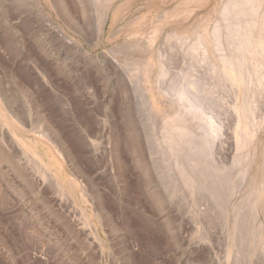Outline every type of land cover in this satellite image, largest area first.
<instances>
[{"label": "rangeland", "instance_id": "1", "mask_svg": "<svg viewBox=\"0 0 264 264\" xmlns=\"http://www.w3.org/2000/svg\"><path fill=\"white\" fill-rule=\"evenodd\" d=\"M224 2L0 0V264H264V91L238 150L193 52Z\"/></svg>", "mask_w": 264, "mask_h": 264}, {"label": "bare ground", "instance_id": "2", "mask_svg": "<svg viewBox=\"0 0 264 264\" xmlns=\"http://www.w3.org/2000/svg\"><path fill=\"white\" fill-rule=\"evenodd\" d=\"M221 7L222 9H220V14H217V16L218 15L219 16L215 21L214 27L211 30H208L206 27L203 29L202 35L201 34L199 35V40L198 39L196 40L198 43L195 44V47H193L194 48L193 52L196 53L197 55L199 53L198 56H200L201 54V59L203 61H208V64H210L209 65L210 70L213 71L217 70V72L221 74V78L219 77L220 78L219 80L224 81V83H228L231 86V89H233V92L235 93V111L238 117V120H236L237 127L235 126L236 131L234 132L235 133L234 138L236 140V144L238 145L237 146L238 150L243 151L249 149L247 147L250 145V143H252L251 141L255 137L256 131L259 126V123L254 121L255 118L254 119L251 118L253 120H249V111H250L249 106L252 101L251 97L255 93L264 91V0H225L224 4ZM67 10H69L68 4H67ZM104 23L105 21L102 22L101 28L99 26L100 33L103 30ZM47 32L48 33L50 32V35L55 37L56 40L63 45H68V42L70 41L76 43L81 49L83 48V46L80 45L76 39L74 38L66 39L65 35L63 36L60 35V33L62 34L64 33L59 29L51 30L50 28H48ZM46 69L49 70V67ZM46 72L47 71L45 70L43 73ZM219 74L216 75L218 76ZM184 95H186L187 97L190 95L192 104L197 107V102H196L197 96L194 93L189 91L188 94L187 91L184 93ZM182 98L185 97L182 96ZM187 100L190 102V98ZM208 119H207L208 122L211 123L212 122L211 119L210 118ZM21 124L23 126V123ZM25 124L26 123H24V125ZM101 130H102V126H101ZM39 134L42 137L46 138V140H48L51 144H53L54 149L57 151L59 155H61V157L62 155L64 156V154H66L64 147H62V145L58 143L59 141L57 142L55 139H53V137L49 134V132L45 128L41 127ZM10 135L13 137L12 133H10ZM90 143L93 142L90 141ZM30 163L31 162L29 160V164ZM260 184L263 185V187L261 188V195L264 196V182L262 183L261 181Z\"/></svg>", "mask_w": 264, "mask_h": 264}]
</instances>
